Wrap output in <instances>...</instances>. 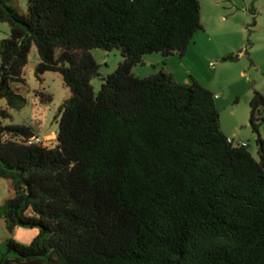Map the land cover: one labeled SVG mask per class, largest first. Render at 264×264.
I'll use <instances>...</instances> for the list:
<instances>
[{
	"label": "trees",
	"instance_id": "obj_1",
	"mask_svg": "<svg viewBox=\"0 0 264 264\" xmlns=\"http://www.w3.org/2000/svg\"><path fill=\"white\" fill-rule=\"evenodd\" d=\"M11 4L0 0V179L13 193L0 220L37 234L0 244V264H264V97L249 103L255 160L227 142L214 95L192 77L132 72L146 55L163 66L185 55L203 30L198 0H27L25 16ZM31 44L35 77L57 73L70 92L52 148L29 143L35 125L6 123L28 104ZM94 49L122 58L97 93Z\"/></svg>",
	"mask_w": 264,
	"mask_h": 264
},
{
	"label": "rangeland",
	"instance_id": "obj_2",
	"mask_svg": "<svg viewBox=\"0 0 264 264\" xmlns=\"http://www.w3.org/2000/svg\"><path fill=\"white\" fill-rule=\"evenodd\" d=\"M198 2L203 27L195 36L199 50L196 49L192 55L188 53L184 59L174 55L166 59L169 64L164 66L161 55H146L132 72L136 76L147 77L163 69L166 73H175L174 79L183 84L189 83L192 77L214 95L220 129L224 135L233 139L234 144L246 143L248 152L257 160V136L249 127L248 119L252 91L256 90L264 97V0ZM11 5L17 14H27V0H12ZM9 35V25L0 23V41ZM193 44L194 41L190 46ZM90 53L99 65V77L91 81L97 93L100 78L113 73L122 58L116 50L105 52L94 49ZM226 55H232L234 61H222ZM58 56L59 51H55V58ZM39 61L37 49L31 44L23 71L26 86L19 91L28 104L20 112L11 111L12 121L6 123L35 125L38 138L46 147L52 148L57 144L58 108L70 96V92L57 73H44L38 80L34 72ZM40 95L43 98L51 95L52 101L42 104ZM4 107L5 102L0 100V108ZM259 136L264 141V125L259 129ZM12 194L10 182L0 179V206ZM36 234V230L25 228H16L9 233L4 221L0 220V244L12 239L28 245Z\"/></svg>",
	"mask_w": 264,
	"mask_h": 264
},
{
	"label": "crops",
	"instance_id": "obj_3",
	"mask_svg": "<svg viewBox=\"0 0 264 264\" xmlns=\"http://www.w3.org/2000/svg\"><path fill=\"white\" fill-rule=\"evenodd\" d=\"M196 47H197V48H196ZM198 47H199V43H198L197 38H195L193 46H189V48L187 49V52L185 53V55H184L182 58H180V59H184V57H186V55H187L188 53H189L190 55H192V54L196 51V49L199 50ZM168 64H169V61L167 60L166 63H165V65H168ZM167 72H168L169 74H171L173 77L176 78L175 73H173V72H171V71H167ZM232 140H233V139H232ZM233 142H234V141H233Z\"/></svg>",
	"mask_w": 264,
	"mask_h": 264
},
{
	"label": "built area",
	"instance_id": "obj_4",
	"mask_svg": "<svg viewBox=\"0 0 264 264\" xmlns=\"http://www.w3.org/2000/svg\"><path fill=\"white\" fill-rule=\"evenodd\" d=\"M40 142H41V140L37 137V138L31 140L29 143L31 144V143H40ZM227 142H228V143H234L233 140H232L231 138H228V139H227ZM238 145H239V146H242V147H246V146H247L246 143H243V142L238 143Z\"/></svg>",
	"mask_w": 264,
	"mask_h": 264
},
{
	"label": "water",
	"instance_id": "obj_5",
	"mask_svg": "<svg viewBox=\"0 0 264 264\" xmlns=\"http://www.w3.org/2000/svg\"><path fill=\"white\" fill-rule=\"evenodd\" d=\"M3 77H4L3 75H1V77H0V87L3 85V81H4ZM43 254H44V252L42 251L39 255L42 256Z\"/></svg>",
	"mask_w": 264,
	"mask_h": 264
}]
</instances>
